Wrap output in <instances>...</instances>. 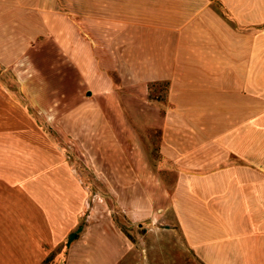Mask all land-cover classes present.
<instances>
[{
	"label": "crops",
	"instance_id": "1",
	"mask_svg": "<svg viewBox=\"0 0 264 264\" xmlns=\"http://www.w3.org/2000/svg\"><path fill=\"white\" fill-rule=\"evenodd\" d=\"M71 1L101 6L71 17L73 66L166 86L163 101L133 110L153 115L142 119L157 134L153 157L137 125H121L135 139L137 178L153 174V185L142 187L148 199L130 203L125 188L106 186L119 210L130 223L172 228L199 264H264V0H130L149 4L136 12L148 21H127L126 0ZM178 10L185 21L175 27ZM27 42H0V52H18L0 59V264H153V251L139 250L108 206L82 222L78 187L56 176L31 186L29 87L23 74L6 76L23 68ZM96 162L88 159L92 173L106 174Z\"/></svg>",
	"mask_w": 264,
	"mask_h": 264
},
{
	"label": "rangeland",
	"instance_id": "2",
	"mask_svg": "<svg viewBox=\"0 0 264 264\" xmlns=\"http://www.w3.org/2000/svg\"><path fill=\"white\" fill-rule=\"evenodd\" d=\"M125 5L127 21H148L139 18L136 12L149 4L126 0ZM165 5L153 3V11L160 12ZM182 6L181 2H174L175 11L176 7L181 9ZM100 10V4L96 7L94 1L0 0V42L21 36L28 40L25 43L28 49L21 54L25 64L18 68L22 70L8 69L6 76L23 74L29 87V99L25 98L24 102H28L30 109L31 186L43 181L52 185L56 176L60 186L78 187L85 192L82 222L89 219L97 204L106 205L111 218L139 250L148 247L153 251V264H199L187 251L179 233L149 220L130 223L119 210L116 198L107 193L106 186L125 188L127 195L122 197H126L128 203L135 198L150 197L143 194L142 187H148L150 182L153 185V179H150L153 174H146L148 179L137 178L133 161L135 139L125 136L128 133L121 125H137L147 153L153 157L157 134L142 126L145 124L142 119L153 115H135L133 110L143 111L144 107L153 106V101H163L166 86L129 83L121 81L117 74L103 79L94 67L71 64V34L75 38L71 23L76 20L71 17L85 15L86 11L100 13ZM81 20L84 24L85 19ZM183 21L180 10L177 17L170 19L175 27ZM79 33L86 39L84 29ZM9 53L15 55L12 59L17 58L18 52L2 51L0 59H8ZM82 53L84 55L85 51ZM3 67L0 63V74ZM90 157L98 161L96 163L106 174L92 173L88 163ZM58 167L72 174H52ZM100 175L106 185L100 181ZM132 216L139 218L135 213ZM140 218L143 219L142 215Z\"/></svg>",
	"mask_w": 264,
	"mask_h": 264
},
{
	"label": "trees",
	"instance_id": "3",
	"mask_svg": "<svg viewBox=\"0 0 264 264\" xmlns=\"http://www.w3.org/2000/svg\"><path fill=\"white\" fill-rule=\"evenodd\" d=\"M80 231H81V227H79V228L77 229L76 232L70 234V236H69V238H68V243H70L71 241H73L74 239H76L77 236H78V233H79Z\"/></svg>",
	"mask_w": 264,
	"mask_h": 264
}]
</instances>
